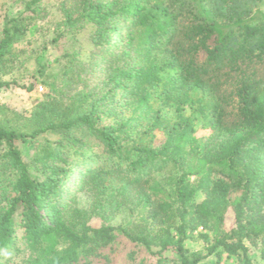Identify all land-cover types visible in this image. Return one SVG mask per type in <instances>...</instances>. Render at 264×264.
I'll use <instances>...</instances> for the list:
<instances>
[{
	"label": "trees",
	"instance_id": "1",
	"mask_svg": "<svg viewBox=\"0 0 264 264\" xmlns=\"http://www.w3.org/2000/svg\"><path fill=\"white\" fill-rule=\"evenodd\" d=\"M17 2L0 0V91L30 74L48 92L28 115L0 105V264L108 263L121 237L140 264H250L245 242L264 262V78L246 71L264 62L262 0H55L68 34L89 30L56 72L19 48L42 0ZM40 136L29 165L17 144ZM198 229L205 254L185 248Z\"/></svg>",
	"mask_w": 264,
	"mask_h": 264
},
{
	"label": "rangeland",
	"instance_id": "2",
	"mask_svg": "<svg viewBox=\"0 0 264 264\" xmlns=\"http://www.w3.org/2000/svg\"><path fill=\"white\" fill-rule=\"evenodd\" d=\"M55 0H42L40 5L43 7L42 14L43 17L37 18L32 24L29 26L24 41L19 45L21 49L31 50V52L36 50H43V59H46L49 64V68L52 72H56V59L61 56L63 51L67 50L70 47L71 39L74 38L75 41L81 44L84 48L88 49V36L89 30L84 29L79 31L74 36L72 34H68L63 27L59 26L60 22V14L57 12V6ZM11 9L12 13L21 12L22 6L19 5L17 0H4ZM259 9L264 12V0L259 5ZM59 29V31L56 30ZM63 34L60 36L59 32ZM56 39L52 42V40ZM44 47V48H43ZM205 58L203 53L198 55V60L201 62ZM28 70L33 72L35 70V65L33 61H30L27 64ZM247 73L253 74L256 78L263 79L264 78V62L263 63H255L250 66L249 69L246 70ZM235 75H232L230 78V83H224V77H220L221 84V92L224 94H229L234 87V79ZM19 85L22 88L11 86L7 89H3L0 91V105L7 107L9 110L18 112L21 114L28 115L32 108L43 99V97L47 94V87L41 83L40 80H34L30 77V74L26 77L19 79ZM29 86H34V89L30 92L26 91V88ZM39 88H42V92L39 91ZM234 100V103H232ZM228 101L231 105L227 108L228 111V120H233V112H234V104L235 98L229 96ZM162 114L166 117L174 119L176 113L172 108H162ZM185 115H189L190 111L185 109ZM207 132L197 131L196 136L201 137L206 135ZM45 136H40L37 139L28 140L25 143H18V147L22 153L24 161L31 165L32 158L34 153L36 152L39 142ZM50 138V137H48ZM53 139V138H51ZM164 141V136L161 132L157 133L154 146H159ZM30 172L33 173L32 167L29 168ZM70 188V186H69ZM128 221V213L126 211H122L118 213L111 224L114 226H118L120 224H125ZM93 226H99L100 221L94 219L91 221ZM234 225V217L232 212H228L225 218V229L229 230ZM205 233L201 229H198L196 232L190 233L188 239L185 242V248L189 253H203L205 254L206 244L199 237V234ZM247 247L246 257L249 260L250 264H264V262L260 259V248L259 245H254L249 242H245ZM103 254L108 257L109 262L106 263L101 259H97L101 264H140L141 261L144 260L146 253L140 249L139 247L130 244L125 239L118 238L115 244L113 245V250L109 249L104 250ZM164 258L169 260L174 258L172 251H168L165 253ZM152 256L148 258V261L153 262ZM215 260L213 256L207 257L205 261ZM220 264H244L243 257H227V255H222Z\"/></svg>",
	"mask_w": 264,
	"mask_h": 264
},
{
	"label": "built area",
	"instance_id": "3",
	"mask_svg": "<svg viewBox=\"0 0 264 264\" xmlns=\"http://www.w3.org/2000/svg\"><path fill=\"white\" fill-rule=\"evenodd\" d=\"M39 91L42 92V88H39Z\"/></svg>",
	"mask_w": 264,
	"mask_h": 264
}]
</instances>
